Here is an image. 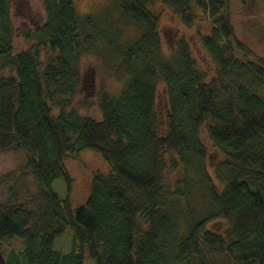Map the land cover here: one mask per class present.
<instances>
[{
    "label": "trees",
    "instance_id": "obj_1",
    "mask_svg": "<svg viewBox=\"0 0 264 264\" xmlns=\"http://www.w3.org/2000/svg\"><path fill=\"white\" fill-rule=\"evenodd\" d=\"M229 1L114 0L79 15L72 0H43L46 20L27 35L33 46L15 54L10 1L0 0V154L23 155L35 191L21 201L11 186L0 204V241L23 242L8 263L0 250V264H83L85 251L95 264H264V61L246 59ZM155 4L187 29L196 12L209 22L200 44L213 79L185 38L164 54ZM86 58L98 62L101 80L121 84L116 95L100 89L85 100L99 121L73 108ZM202 130L223 157L214 170L220 186ZM84 151L111 171L94 175L85 203L73 207L65 162ZM59 178L64 198L52 188ZM68 228L62 254L54 242Z\"/></svg>",
    "mask_w": 264,
    "mask_h": 264
},
{
    "label": "rangeland",
    "instance_id": "obj_2",
    "mask_svg": "<svg viewBox=\"0 0 264 264\" xmlns=\"http://www.w3.org/2000/svg\"><path fill=\"white\" fill-rule=\"evenodd\" d=\"M10 1V21L14 31L13 52L15 54L28 50L33 46V42L27 39L46 20V12L43 7V0H9ZM74 9L79 15H98L103 10L113 8L114 0H72ZM150 11L158 17L157 31L160 36L163 52L170 56L175 51V45L181 38H185L191 48L194 58L200 68L207 74L208 79H213V67L208 56L201 49V38L209 34V22L200 12H196L192 29L185 28L179 18L171 10L162 4H155L150 7ZM229 16L234 34L248 50L249 56L246 59L254 61H264V0H230ZM135 34H127L132 38ZM49 54L45 51L40 53L41 68L44 67ZM81 74L84 77L81 91L76 98L73 108L80 116L89 117L99 121L100 112L96 106L88 107L87 102H94L100 89L111 95H116L120 91L121 84L111 79L101 80L99 65L95 59L86 58L81 62ZM85 100H88L87 102ZM57 114V110H53ZM157 112L161 120L166 115V98L163 87L158 89ZM200 142L207 155L208 172L216 185L220 184L215 179L214 170L222 161V155L213 147L205 130L201 131ZM23 155L18 153L0 154V204L9 198V189L13 186L18 194L19 200L23 201L26 192L34 194V185L27 170L23 168ZM65 168L71 179L70 201L73 207L81 206L85 203L91 179L94 175H108L110 167L101 157L92 151H84L65 162ZM14 172L13 175L4 179L5 175ZM15 183V185H14ZM53 190L64 198L66 189L62 178L57 179ZM217 226L214 225L213 228ZM218 228H222L219 225ZM71 229L56 239L54 249L62 254L70 251ZM23 248V242L15 238L11 241H0V250L4 260L8 263L7 255L13 253L18 256ZM86 250V249H85ZM83 264H95L84 252Z\"/></svg>",
    "mask_w": 264,
    "mask_h": 264
}]
</instances>
